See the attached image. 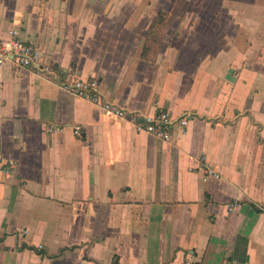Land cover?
<instances>
[{
    "label": "crops",
    "instance_id": "1",
    "mask_svg": "<svg viewBox=\"0 0 264 264\" xmlns=\"http://www.w3.org/2000/svg\"><path fill=\"white\" fill-rule=\"evenodd\" d=\"M10 29L51 71L0 66V264H264V0H0Z\"/></svg>",
    "mask_w": 264,
    "mask_h": 264
},
{
    "label": "built area",
    "instance_id": "2",
    "mask_svg": "<svg viewBox=\"0 0 264 264\" xmlns=\"http://www.w3.org/2000/svg\"><path fill=\"white\" fill-rule=\"evenodd\" d=\"M6 61H11L16 67L29 68L41 73L51 71L50 65L44 62L42 52L36 46L23 42L19 38L16 29H10L6 38H0V66ZM63 86L76 96L97 105L105 115L117 118H129L136 131L151 133L162 140H168L170 138L171 128H178L184 131L187 126L186 117L174 118L167 111H159L156 114L144 116L128 113L121 106L105 99L101 95L99 83L96 78H78L70 83L64 82ZM58 129L60 128L53 125L47 127L49 132ZM73 132L77 136L80 135V126L75 125ZM209 176L219 177V173L213 168H207L204 179ZM234 206L231 204L229 208ZM256 206L264 211V201L257 203Z\"/></svg>",
    "mask_w": 264,
    "mask_h": 264
}]
</instances>
